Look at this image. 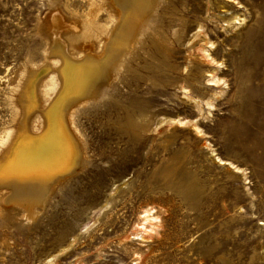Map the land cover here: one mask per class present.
Returning a JSON list of instances; mask_svg holds the SVG:
<instances>
[{
	"label": "rangeland",
	"instance_id": "rangeland-1",
	"mask_svg": "<svg viewBox=\"0 0 264 264\" xmlns=\"http://www.w3.org/2000/svg\"><path fill=\"white\" fill-rule=\"evenodd\" d=\"M164 1L163 7L172 3L168 10L179 13L157 11L163 12L158 21L165 30L163 51L141 38L150 54L137 50L138 59L131 58L138 87L119 83L126 74L116 88L106 89L110 95L76 114L86 167L68 177L30 221L0 201V264H264V225H259L264 223V0ZM223 10L237 11L245 24L222 30ZM50 13L46 0H0V132L10 121L8 103L17 104L21 72L44 61L41 52L50 40L38 30ZM200 22L207 40L215 42L213 57L222 63L218 75L225 92L207 119L198 116L201 135L179 125L155 127L161 116H197L179 85L186 83L199 101L211 93L207 65L194 64L189 75L181 74L188 40ZM173 31L182 32L180 42ZM119 102L155 115L146 132L129 134ZM211 149L245 169L248 183L220 166ZM115 188V203L94 216L92 210ZM146 207L161 213L162 231L143 243L130 234Z\"/></svg>",
	"mask_w": 264,
	"mask_h": 264
},
{
	"label": "bare ground",
	"instance_id": "bare-ground-1",
	"mask_svg": "<svg viewBox=\"0 0 264 264\" xmlns=\"http://www.w3.org/2000/svg\"><path fill=\"white\" fill-rule=\"evenodd\" d=\"M46 1L50 17L47 24H43L38 30V34L50 40L41 52L44 61L38 66L31 64L30 68L21 72V80L18 82L20 85H17L14 98L17 104L8 103L10 121L0 132V201L7 208L13 206L16 210L20 209L29 221L37 216L38 210L44 208L45 203L50 201L68 177L77 170L84 169L88 163L86 145L76 127V114L88 104H97L102 97L110 95L106 89L109 88L110 91V88H116L115 81L126 74L129 77H123L119 83L124 87H138V84L133 83L136 77L131 71V61L137 58V50L143 49L145 55L150 54V51L147 52L141 46L142 37L147 38L148 42H145L153 46V50L163 51L165 30L158 22L162 11L159 14L157 11L161 8L166 12L172 4L167 3L164 8V0ZM224 2L239 4L235 0ZM182 12L189 15L192 11ZM166 13L178 15L179 12L172 9ZM221 14L222 16L217 15L225 17L220 26L222 30L229 28L235 31L245 24V17L237 11L223 10ZM203 25L198 23L196 31L188 38L187 62L185 61L181 74L189 75L194 64L207 65L210 69L205 72L206 85L211 93L206 99L199 101L191 95L186 83L179 85L184 102L192 107V111L197 112V116L192 120L178 115L173 118L161 116L156 120L155 127L163 123L168 127L179 125L201 135L198 116L207 119L215 108L216 99L225 92L226 82L218 75L223 66L213 57L215 42L207 40ZM181 34V31H173L171 35L180 42ZM126 62L128 65L125 66ZM121 104V114L128 124L129 134L137 136L146 132L151 124V117L155 115L140 105ZM204 107L206 114L201 115ZM210 152L220 166H226L230 175L237 176L244 184L248 183L245 169L216 156L213 149ZM116 189H111L104 204L92 210L94 216L104 213L115 203L113 194ZM243 190L251 196L246 185ZM156 211L154 207L138 211L132 228L134 231L131 230L133 233L130 234L132 238L138 237V241L144 243L159 236L160 230L162 231L161 213ZM92 222L94 224L96 218ZM259 225H264L263 221ZM87 226H82V229ZM74 240L75 238L71 239L72 244ZM125 240H130V236Z\"/></svg>",
	"mask_w": 264,
	"mask_h": 264
}]
</instances>
